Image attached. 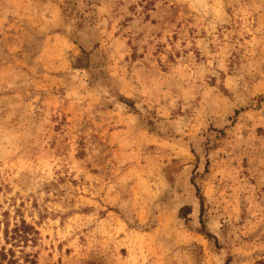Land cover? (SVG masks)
<instances>
[{"label":"rangeland","instance_id":"rangeland-1","mask_svg":"<svg viewBox=\"0 0 264 264\" xmlns=\"http://www.w3.org/2000/svg\"><path fill=\"white\" fill-rule=\"evenodd\" d=\"M6 212L36 264H264V0H0Z\"/></svg>","mask_w":264,"mask_h":264},{"label":"trees","instance_id":"trees-1","mask_svg":"<svg viewBox=\"0 0 264 264\" xmlns=\"http://www.w3.org/2000/svg\"><path fill=\"white\" fill-rule=\"evenodd\" d=\"M85 60V59H84ZM83 59H76V63H82ZM74 69H82L83 66L79 64H73ZM126 105V104H125ZM9 213L3 214V220H0V235L4 241V245L0 249V263L6 264H20V258L16 256L15 248L22 245V248L27 247L29 244L34 245L39 239V232L36 227L28 223L23 217L15 219V222L11 225L8 219ZM201 228L199 233L203 234L209 241L218 243L217 238L207 231L206 226L200 220ZM10 246V248H7ZM22 253V252H21ZM22 264H36L35 254H23ZM225 264H229V259Z\"/></svg>","mask_w":264,"mask_h":264}]
</instances>
